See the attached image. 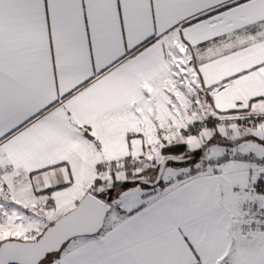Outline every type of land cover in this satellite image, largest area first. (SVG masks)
<instances>
[{"label":"snow or ice","instance_id":"6c2138e0","mask_svg":"<svg viewBox=\"0 0 264 264\" xmlns=\"http://www.w3.org/2000/svg\"><path fill=\"white\" fill-rule=\"evenodd\" d=\"M0 264H264V0H0Z\"/></svg>","mask_w":264,"mask_h":264}]
</instances>
